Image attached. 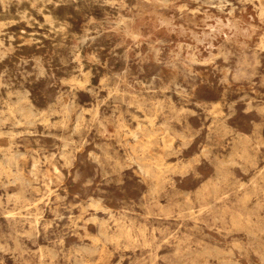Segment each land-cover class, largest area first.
Here are the masks:
<instances>
[{"label": "rangeland", "instance_id": "1", "mask_svg": "<svg viewBox=\"0 0 264 264\" xmlns=\"http://www.w3.org/2000/svg\"><path fill=\"white\" fill-rule=\"evenodd\" d=\"M0 159V264H264V0H0Z\"/></svg>", "mask_w": 264, "mask_h": 264}, {"label": "bare ground", "instance_id": "2", "mask_svg": "<svg viewBox=\"0 0 264 264\" xmlns=\"http://www.w3.org/2000/svg\"><path fill=\"white\" fill-rule=\"evenodd\" d=\"M220 3V2H219ZM83 10V9H82ZM172 10V9H171ZM222 10V9H221ZM27 11V10H26ZM20 12V11H19ZM13 15V14H12ZM177 20V19H176ZM11 21H13V20H11ZM5 22V21H4ZM20 22V21H19ZM45 23V22H44ZM32 24V23H31ZM66 27V26H65ZM58 36V35H57ZM4 38V37H3ZM30 39V38H29ZM27 41V40H26ZM135 48V47H134ZM249 50H250V48H249ZM253 53H254V51H253ZM97 59V58H96ZM254 60V59H253ZM253 65V64H252ZM239 75V74H238ZM245 75V74H244ZM244 75H242V76H244ZM12 79V78H11ZM83 86V85H82ZM74 93V92H73ZM22 107H23V105H22ZM23 109V108H22ZM22 111V110H21ZM84 111V110H83ZM23 112V111H22ZM47 115V114H46ZM69 118V117H68ZM135 120V119H134ZM137 121V120H136ZM100 122V121H99ZM146 125V124H145ZM102 126V125H101ZM148 128V127H147ZM120 129V128H119ZM101 131V130H100ZM147 133V132H146ZM51 134V133H50ZM119 136V135H118ZM105 137V136H104ZM257 146V145H256ZM33 148V147H32ZM79 150V149H78ZM152 157V156H151ZM129 159V158H128ZM1 160V159H0ZM141 162V161H140ZM10 163V162H9ZM36 163V162H35ZM3 164H4V162H3ZM146 165V164H145ZM33 167H35V166H33ZM148 167V166H147ZM2 168V167H1ZM3 169V168H2ZM96 169V168H95ZM148 169V168H147ZM146 169V170H147ZM11 170V169H10ZM149 170V169H148ZM264 170V169H263ZM155 171V170H154ZM3 172V171H2ZM23 173V172H22ZM149 173V172H148ZM259 175V174H258ZM155 177H157V176H155ZM27 185V184H26ZM10 202V201H9ZM5 210V209H4ZM113 220V219H112ZM121 222V221H120ZM74 225V224H73ZM143 225V224H142ZM118 227V226H117ZM130 227V226H129ZM134 227V226H133ZM132 231V230H131ZM140 231V230H139ZM20 232V231H19ZM131 234V233H130ZM4 236V235H3ZM11 236V235H10ZM119 236V235H118ZM115 238V237H114ZM130 239V238H129ZM131 239H132V237H131ZM144 239V238H143ZM166 240V239H165ZM164 242V241H163ZM130 243V242H129ZM137 243V242H136ZM108 244V243H107ZM156 244V243H155ZM161 244V243H160ZM4 245V244H3ZM73 245V244H72ZM125 247V246H124ZM130 247V246H129ZM15 249V248H14ZM136 249V248H135ZM38 250V249H37ZM6 252V251H5ZM16 253V252H15ZM28 253V252H27ZM36 255V254H35ZM42 256V255H41ZM47 256V255H46ZM51 256V255H50ZM52 258V257H51ZM156 258V257H155ZM44 264V263H43Z\"/></svg>", "mask_w": 264, "mask_h": 264}]
</instances>
